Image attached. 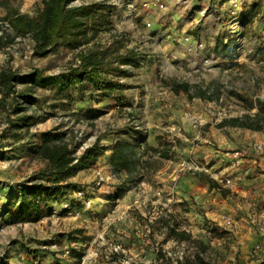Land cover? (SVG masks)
I'll use <instances>...</instances> for the list:
<instances>
[{
    "label": "rangeland",
    "instance_id": "1",
    "mask_svg": "<svg viewBox=\"0 0 264 264\" xmlns=\"http://www.w3.org/2000/svg\"><path fill=\"white\" fill-rule=\"evenodd\" d=\"M145 1L151 0H71L73 6L96 5L87 20L91 27L43 53L30 34L16 35L5 19L14 10L34 16L42 0H9L8 9L0 0V69L54 74L78 63L80 51L96 50L112 52L109 60L127 54L138 61L124 64L116 57L107 64L104 74L116 84L111 92L32 88L12 101L15 109L0 111V190H6L0 202V253L6 264L45 261L54 254L51 237L76 240L104 224V213L96 218L90 211L60 212L62 195L8 208V194L20 183L50 181L48 162L35 156L48 132L62 133L76 156L82 146L101 148L92 173L103 168L116 193L110 197L102 188L99 198L108 201L95 199L94 209L104 212V202L107 209L118 202V209L151 212L152 242L162 244V264H174L180 254L181 264L196 254L218 264H264V154L254 150L264 129L217 125L252 116L257 102L264 103L260 0H244L238 26L231 23L230 0H157L156 7L144 6ZM187 34L206 38L205 53L216 58L212 66L192 64L183 46ZM172 80L192 87L175 93L165 84ZM194 85L205 97L194 94ZM15 86L20 91L24 85ZM6 100L11 104V96ZM118 139L139 144L140 163L131 173L114 171L109 163ZM227 150L241 153L238 164L223 155ZM208 178L218 187L211 188ZM118 234L128 242L125 235L135 232L125 227Z\"/></svg>",
    "mask_w": 264,
    "mask_h": 264
},
{
    "label": "trees",
    "instance_id": "2",
    "mask_svg": "<svg viewBox=\"0 0 264 264\" xmlns=\"http://www.w3.org/2000/svg\"><path fill=\"white\" fill-rule=\"evenodd\" d=\"M9 0H3L5 8L8 9ZM71 0H42V5L34 16H28L14 10L8 12L6 20L10 28L18 36L31 35L38 45V50L45 53L58 43L67 41L73 37L85 35L91 27L87 20L93 16L97 9L95 4L70 5ZM3 37L0 36V39ZM112 52H109L111 54ZM107 52L80 51L77 55L78 63L71 64L64 71L54 74H43L40 70L34 69L26 74L19 75L17 72L7 68L0 69V111L9 112L15 109L17 103L12 101L16 97H23L25 91L32 88L46 89L55 86L60 91L69 86H73L78 93L83 92V88H94L100 91L111 92L116 84L104 74V69L108 63L114 61L116 57L121 63L138 65L134 57L127 54L118 55L109 60ZM21 82L24 86L22 90L16 89V83ZM169 88L178 93L188 92L192 87L186 82L172 80L165 82ZM194 94L198 97H205V92L194 85ZM11 96V104L7 98ZM258 111L251 115L235 116L221 120L217 125L238 126L253 130L264 129V103L257 102ZM14 115L19 112L14 110ZM20 119V118H19ZM9 122V118H7ZM62 133L48 132L43 135L36 147L35 156L48 162L50 181L37 182L30 180L29 183L19 186L18 190H13L8 194V208L14 205H25L27 199L35 202H47L55 200L58 196L66 192L69 186H75L67 179L75 176L79 171L90 168L94 165L101 148L91 145L76 156L70 149L68 143L62 137ZM139 144H132L125 140H116L111 146L109 163L114 171H125L131 173L136 170L140 163L137 155ZM211 188H217L218 182L208 178ZM116 193V192H115ZM12 195V196H11ZM116 195V194H115ZM18 208V207H17ZM19 210V209H18ZM32 217V215H31ZM37 217V216H36ZM41 216L38 215L39 219ZM183 264H218L204 260L196 254L193 259H186Z\"/></svg>",
    "mask_w": 264,
    "mask_h": 264
},
{
    "label": "built area",
    "instance_id": "3",
    "mask_svg": "<svg viewBox=\"0 0 264 264\" xmlns=\"http://www.w3.org/2000/svg\"><path fill=\"white\" fill-rule=\"evenodd\" d=\"M230 2L232 3L230 5L231 23L238 26L244 0H230ZM150 3L155 7L159 5L157 0L145 1L142 4L149 6ZM259 12L264 18V0H260ZM183 46L185 52L191 56L193 65H200L206 69L216 62L215 56L205 53L207 43L203 35H185ZM81 148L84 150L87 146ZM254 150L264 154V140L255 143ZM223 155L232 159L233 164H238L241 153L227 150ZM92 174L90 181L78 183L71 188V193L62 194L63 199L60 201L59 211L67 215L72 213L79 215L82 211H90L96 218L98 213H104L102 215L104 224L101 229L93 231L87 237L79 236L76 240L58 242L56 238L51 237L52 242L49 243V248L54 253L53 257L50 258L51 255L45 258V261L38 257L31 261V264H162L164 258L158 254V249H162V244L153 243V236H151L153 229L150 222L154 215L149 211L132 209L130 206L118 209V202L114 204V209H107L104 202V208H102L104 212L95 210V199H100L101 189L107 188L110 197L116 189L111 184L110 175L103 168L96 166ZM53 213L56 211L53 210ZM126 223L128 225L125 226ZM125 227L130 232H135L132 236L125 235L129 239L128 242L118 234L123 233ZM19 255L22 257L21 254ZM181 260L182 255L180 254L174 264H181ZM6 261L7 258L0 253V264H6Z\"/></svg>",
    "mask_w": 264,
    "mask_h": 264
},
{
    "label": "crops",
    "instance_id": "4",
    "mask_svg": "<svg viewBox=\"0 0 264 264\" xmlns=\"http://www.w3.org/2000/svg\"><path fill=\"white\" fill-rule=\"evenodd\" d=\"M197 23V22H196ZM105 155H103V157H104ZM95 165V164H94ZM93 165V166H94ZM92 166V167H93ZM92 167H90V168H87V169H84V170H81V171H79L75 176H72V177H70L69 178V181L70 182H72V183H81V182H87V181H90L91 180V178H92ZM28 182H22V183H20L19 184V186H23V185H25V184H27ZM17 188V187H16ZM15 188V190H17ZM5 189V188H4ZM5 193H6V190H0V202L1 201H3V198H4V196L3 195H5ZM42 233H44V235H46V231H44V232H42ZM51 234V233H50ZM50 234H48V235H50Z\"/></svg>",
    "mask_w": 264,
    "mask_h": 264
}]
</instances>
